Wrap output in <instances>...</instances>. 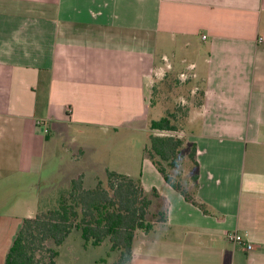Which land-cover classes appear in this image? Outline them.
<instances>
[{
	"label": "crops",
	"instance_id": "1",
	"mask_svg": "<svg viewBox=\"0 0 264 264\" xmlns=\"http://www.w3.org/2000/svg\"><path fill=\"white\" fill-rule=\"evenodd\" d=\"M177 73L191 93L199 84V99L183 128L149 133L196 146V198L210 214L144 157L141 186L157 191L151 211L166 209L167 221L135 232L128 264H264V0H0V206L35 187L16 181L41 172L53 132L135 119L149 128L166 115L149 103L153 84ZM25 204L27 215L0 211V264L35 214ZM68 253L56 264H82Z\"/></svg>",
	"mask_w": 264,
	"mask_h": 264
},
{
	"label": "trees",
	"instance_id": "2",
	"mask_svg": "<svg viewBox=\"0 0 264 264\" xmlns=\"http://www.w3.org/2000/svg\"><path fill=\"white\" fill-rule=\"evenodd\" d=\"M174 120V116L165 115L151 121L149 130L175 132ZM144 156L185 202L203 215L210 214L207 206L196 198L198 164L194 144L185 146L184 140L178 137L150 134ZM183 159L191 171L195 170L187 183L191 187H183L170 174ZM159 199L155 189L145 192L140 179L133 180L127 175L107 172L106 182L99 180L92 189H85L78 176L70 181L67 190L58 193L52 208L38 210L34 217L21 221L4 264H56L58 248L73 230L80 233L84 246L96 247L107 241L110 252L117 254L112 264H128L135 232L148 233L155 224L167 221L166 209L152 214L151 206Z\"/></svg>",
	"mask_w": 264,
	"mask_h": 264
},
{
	"label": "rangeland",
	"instance_id": "3",
	"mask_svg": "<svg viewBox=\"0 0 264 264\" xmlns=\"http://www.w3.org/2000/svg\"><path fill=\"white\" fill-rule=\"evenodd\" d=\"M177 75L178 73L171 74L166 80L155 82L149 103L160 106L162 113L174 116L173 124L178 130L184 127L188 108L191 104H196L202 89L199 84H196V89H193L191 93L192 84L187 82V78L182 79L184 82L179 81ZM168 133L173 134V132ZM58 135L53 132L44 145L41 172L32 177L20 176L16 181L23 186L33 183L35 187L30 190L24 186L16 190L15 194L7 195L5 197L7 203H12L1 205L0 211L27 215L29 204H25L26 202L34 204L32 209L34 208L35 214L38 210L52 208L56 204L58 193L67 190L70 181L77 178L79 174L84 175L81 178L85 187H94L95 181L106 182L107 172L127 175L137 180L145 169L144 147L150 135L145 120L135 119L134 122L119 125L116 129L71 124L62 127V132L60 136ZM186 152V149L182 152L184 158ZM55 172L57 177L54 176ZM193 172L195 170H190L186 159H183L178 167L170 170L173 178L183 187L190 185V182L187 183ZM36 199L39 204L38 202L35 204ZM70 249L81 254L82 264H94L92 263L94 259L102 260L95 264H105V261L112 264L117 257L115 252H110L107 241L99 246H88L83 249L80 233L76 230H73L70 237L59 246V257L56 260L59 263L68 261Z\"/></svg>",
	"mask_w": 264,
	"mask_h": 264
},
{
	"label": "built area",
	"instance_id": "4",
	"mask_svg": "<svg viewBox=\"0 0 264 264\" xmlns=\"http://www.w3.org/2000/svg\"><path fill=\"white\" fill-rule=\"evenodd\" d=\"M202 39H205V36H203ZM226 238L229 242L244 248L246 251H249L252 249V246L247 244L245 239L241 235L237 234L236 232L227 233Z\"/></svg>",
	"mask_w": 264,
	"mask_h": 264
}]
</instances>
